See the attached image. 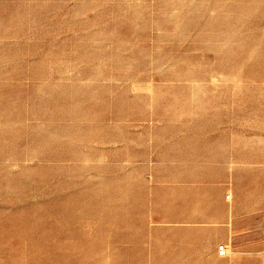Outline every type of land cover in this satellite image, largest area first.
I'll return each instance as SVG.
<instances>
[{
    "label": "rangeland",
    "instance_id": "rangeland-1",
    "mask_svg": "<svg viewBox=\"0 0 264 264\" xmlns=\"http://www.w3.org/2000/svg\"><path fill=\"white\" fill-rule=\"evenodd\" d=\"M236 134L241 247L142 245L145 159ZM0 264H264V0H0Z\"/></svg>",
    "mask_w": 264,
    "mask_h": 264
},
{
    "label": "crops",
    "instance_id": "crops-1",
    "mask_svg": "<svg viewBox=\"0 0 264 264\" xmlns=\"http://www.w3.org/2000/svg\"><path fill=\"white\" fill-rule=\"evenodd\" d=\"M232 137L231 143L225 144L223 139L212 143L211 155L201 152L166 161L145 159L151 174L144 214L146 222L153 226L138 232L139 237L145 238L142 245L148 243L149 237L185 236L198 244L200 237L207 236L213 245L225 242L240 246L236 243L248 236L249 220L245 215L249 209L236 188L241 180L238 174L246 164L235 155L241 149L236 142L241 141L242 135ZM224 152L229 155L224 156ZM200 165L201 171L194 169ZM192 174H201V179ZM261 210L262 206L256 204L250 212Z\"/></svg>",
    "mask_w": 264,
    "mask_h": 264
}]
</instances>
